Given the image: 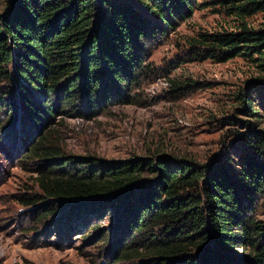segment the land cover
<instances>
[{
	"label": "trees",
	"instance_id": "trees-1",
	"mask_svg": "<svg viewBox=\"0 0 264 264\" xmlns=\"http://www.w3.org/2000/svg\"><path fill=\"white\" fill-rule=\"evenodd\" d=\"M222 2L238 22L234 30L199 33L192 45L217 62L247 56L263 76L235 94L252 117H231L240 126L232 133L237 154L224 145L198 163L67 154L52 142L50 121L57 113L96 115L104 104L132 103L129 92L153 71L146 44L190 17L198 0H5L0 130L7 125L3 134L17 137L15 130L23 135L19 121L38 127L25 156L38 165L39 193L22 199L37 205L38 223L50 217L80 221L114 209L116 231L126 236L116 241L118 261L264 264V221L252 214L256 199H264V127L256 118L264 107V24L246 21L264 11V0ZM236 248L247 249L249 258L236 261Z\"/></svg>",
	"mask_w": 264,
	"mask_h": 264
},
{
	"label": "rangeland",
	"instance_id": "rangeland-1",
	"mask_svg": "<svg viewBox=\"0 0 264 264\" xmlns=\"http://www.w3.org/2000/svg\"><path fill=\"white\" fill-rule=\"evenodd\" d=\"M4 3L0 0V11ZM246 21L251 27L262 26L264 11ZM237 23L222 0H198L190 17L146 44L153 71L129 92L132 103L104 104L96 115L83 110L57 113L50 120L55 127L52 142L67 154L103 161L163 156L204 163L224 145L236 153L232 133L240 126L231 117H252L235 94L263 75L247 56L217 62L192 43L199 33L231 31ZM257 111L258 124L264 127V107ZM19 123L23 135L20 130H15L21 133L17 137L14 131L3 134L4 124L0 130V264H151L140 258L118 261L116 241H126V236L116 231L114 209L80 221L50 217L37 222V205H24L22 199L39 193L38 165L25 156L38 127ZM142 175L153 176L148 171ZM252 207L254 217L264 221V199L258 197ZM248 252L236 248L231 253L236 261H246Z\"/></svg>",
	"mask_w": 264,
	"mask_h": 264
}]
</instances>
